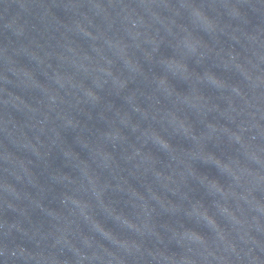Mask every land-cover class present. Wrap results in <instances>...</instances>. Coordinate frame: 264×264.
I'll list each match as a JSON object with an SVG mask.
<instances>
[{
	"label": "water",
	"instance_id": "water-1",
	"mask_svg": "<svg viewBox=\"0 0 264 264\" xmlns=\"http://www.w3.org/2000/svg\"><path fill=\"white\" fill-rule=\"evenodd\" d=\"M0 264H264V0H0Z\"/></svg>",
	"mask_w": 264,
	"mask_h": 264
}]
</instances>
